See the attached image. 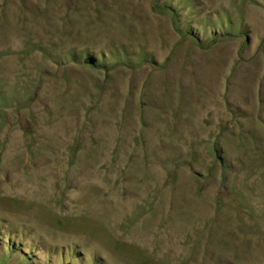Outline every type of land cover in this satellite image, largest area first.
Returning <instances> with one entry per match:
<instances>
[{
	"label": "rangeland",
	"instance_id": "374dc122",
	"mask_svg": "<svg viewBox=\"0 0 264 264\" xmlns=\"http://www.w3.org/2000/svg\"><path fill=\"white\" fill-rule=\"evenodd\" d=\"M0 264H264V0H0Z\"/></svg>",
	"mask_w": 264,
	"mask_h": 264
},
{
	"label": "crops",
	"instance_id": "0c3cea01",
	"mask_svg": "<svg viewBox=\"0 0 264 264\" xmlns=\"http://www.w3.org/2000/svg\"><path fill=\"white\" fill-rule=\"evenodd\" d=\"M42 208V212H47V213H49V214H51L48 210H46L44 207H41ZM41 210V209H40ZM55 219V220H54ZM51 220H54V222L56 221V222H61L60 221V219H56V217L54 216V215H51ZM63 221V223H67L68 221H64V220H62ZM60 224V223H59ZM74 224V225H73ZM77 224H84V223H79V222H77V223H72L71 222V225H73V226H76ZM51 227H55V228H58V226H56V225H52Z\"/></svg>",
	"mask_w": 264,
	"mask_h": 264
},
{
	"label": "trees",
	"instance_id": "16d2710c",
	"mask_svg": "<svg viewBox=\"0 0 264 264\" xmlns=\"http://www.w3.org/2000/svg\"><path fill=\"white\" fill-rule=\"evenodd\" d=\"M57 219V218H56ZM83 225H85V224H83ZM87 226V225H86Z\"/></svg>",
	"mask_w": 264,
	"mask_h": 264
}]
</instances>
